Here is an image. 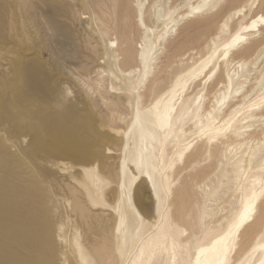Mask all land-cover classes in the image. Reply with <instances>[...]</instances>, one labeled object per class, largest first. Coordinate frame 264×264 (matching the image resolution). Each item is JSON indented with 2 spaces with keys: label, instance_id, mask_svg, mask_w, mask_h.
<instances>
[{
  "label": "rangeland",
  "instance_id": "1",
  "mask_svg": "<svg viewBox=\"0 0 264 264\" xmlns=\"http://www.w3.org/2000/svg\"><path fill=\"white\" fill-rule=\"evenodd\" d=\"M155 1L0 0V264H93V249H99L103 239L110 244L111 207L121 180L129 197L136 185L148 186L150 194L143 189L147 193L141 203L151 205L149 219L176 209V217L171 215L176 221V264H192L199 246L220 232L221 227L213 231L216 220L238 207L234 185L221 180L224 160L219 153L212 158L213 175H194L193 163L185 157L176 159L167 178H153L151 187L143 179V158L139 171L135 168L134 138L128 136L124 144V129L136 109L145 110L158 99L160 88L179 77L185 84L177 91V104L189 98L200 105L181 123V139L190 144L205 140L197 133L195 116L208 110L222 89L223 50L213 54L204 71L191 76L186 70L211 52L209 37L218 35L215 41L220 44L255 20V42L231 55L235 61L251 58L264 46V0H213L201 13L179 20L160 44L155 37L166 26L153 24ZM138 2L152 32L137 25ZM185 2L177 0L170 17L187 11ZM241 4H247L244 15L228 21V30L220 32L227 14ZM161 5L166 11L172 3L162 0ZM166 22L170 27L168 17ZM125 37L127 45L119 50ZM148 39L157 49L156 59L144 74L139 54L150 46ZM124 48L129 49L128 59ZM157 76L160 81L151 84ZM219 109L216 106V116ZM260 128L255 127L253 138L258 139ZM233 141L229 135L228 142ZM172 149L166 151V164L174 159ZM245 149L234 147L229 156ZM251 167L255 173L256 162ZM152 190L159 197L157 205ZM128 205L133 222L131 208L139 210L132 198ZM256 226L249 221L238 232L227 264H264L263 256L253 250L262 236ZM129 249L130 259L136 248ZM129 259L117 257L111 264H129Z\"/></svg>",
  "mask_w": 264,
  "mask_h": 264
},
{
  "label": "bare ground",
  "instance_id": "2",
  "mask_svg": "<svg viewBox=\"0 0 264 264\" xmlns=\"http://www.w3.org/2000/svg\"><path fill=\"white\" fill-rule=\"evenodd\" d=\"M161 1H155L156 5L152 6L155 10H153L154 12L150 10L153 12L151 16L153 24L166 26L164 33L158 35L157 38L154 36L158 44L164 40L169 30L177 26L179 20L189 16L194 17V15L201 13L213 0H200L195 4L192 3L193 0H185V4L188 7L187 11L181 14L178 13L179 15L176 18L170 17V14L176 11L174 3L177 0H170L172 6H167L166 11L163 9ZM216 1L219 0H214V3ZM253 1L255 0H248L247 4L253 3ZM247 4H241V6L229 12L227 16L224 14L226 18L225 20L223 19L224 22H222L221 28L219 27V31L228 30V21L243 16ZM142 6L141 2L136 5L135 18L137 19V25L140 24L146 33L152 32V29L145 24L146 13ZM167 17L172 23L170 27H167ZM260 20L264 19L260 17ZM256 27L257 22L254 20L235 30L227 41L220 44L215 41L218 35L212 38L209 37L210 40L208 39L207 46L211 52L206 56L195 59L190 68L186 70V73L191 76L196 75V71H204L208 67L213 54L219 48L223 50L221 59L226 66V75L224 84L222 83L221 85L222 89L219 90L215 98L212 97L214 100L209 109L195 116L197 133L203 134L204 138H206L205 140H200L198 144L197 142L196 144H190V142H183V139H181L180 132H183L181 123L195 106L200 107V105L189 98L177 104L179 99L177 91L183 88L185 84L181 82L182 80L180 81L179 77L166 87L160 88L161 93L158 99L145 110L139 111L136 109L125 125L124 136L126 139L124 144H127L128 136L134 138L132 155L135 156V159L133 163L139 171V164L141 163L139 160L144 159L141 167L142 173L145 174L143 179L145 182L148 180L151 187L153 178L163 175L167 178L168 172L166 171L171 172L173 170L176 159L182 161L185 157H188L187 163H193L190 171L194 175L205 176V178L213 172L214 163L212 158L216 153H219L224 160L220 170L221 180L227 179L234 185V192L239 193L240 202L233 212L228 211L225 216L223 215L216 220L217 225L213 228V231L216 227H221L220 232L213 234L207 243L199 246L194 254L192 264H227L228 256L237 243L238 232L249 221H253L257 225V232L262 235L254 244L253 250L258 251L264 258V65L261 66L264 61V46H259L251 58L235 61L231 57L234 51L250 42H255L254 38L259 33ZM252 31L255 32L251 33ZM148 40L150 41V46H145L139 54L144 74H146L147 69L156 59L157 49H155L153 41ZM126 41V37L120 41L119 50L127 45ZM123 52L125 53V59H128L130 57L129 49L124 48ZM160 79L157 76L150 83L156 84ZM218 105H220V116L215 115V108ZM258 126H261V128L259 129V137L256 139L253 138V134L255 127ZM229 135L234 138L231 143L228 142ZM243 146L246 149L240 155L233 154L229 156L234 147L239 149ZM169 147L173 148L174 159L166 164L165 154ZM192 150L194 151L192 152ZM200 161L207 162L201 164ZM124 162L125 158L123 164ZM254 162H256V172L252 173L251 165ZM123 167L124 165L122 170ZM173 172L176 174V170ZM122 182L121 180L118 199L111 207L114 213V220L113 225L111 223L112 227L110 224L108 225L111 227L109 232L107 231L111 234L110 244L107 245L103 239L100 243L101 247L96 249L99 247L96 246L94 248L96 250L93 249L91 261L93 264H111V259L119 257L123 258L124 262L129 259V247H135V253L129 259V264H176L178 248V243L176 242V221H172L171 217L172 214L176 217V209L169 213H157L154 219H149L151 205L141 203V198H144V194L147 193L142 190L147 189L148 194H150L148 186L144 184L136 185L131 190V197H129L126 195L125 185ZM138 182L140 181L138 180ZM127 192L129 193L130 190L128 189ZM152 194L155 198L154 203L157 205L159 197L155 190H152ZM131 198L139 210V213L138 211L136 213V209L134 207L131 208L132 212L134 211L133 222L130 220L128 208V201ZM148 198L153 199L152 196H148ZM259 203L262 204L257 208ZM102 234L104 235V233ZM79 252L84 261L85 249H81ZM84 263L86 264L87 262L84 261Z\"/></svg>",
  "mask_w": 264,
  "mask_h": 264
}]
</instances>
